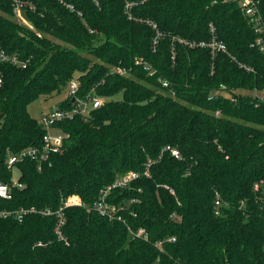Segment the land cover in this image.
<instances>
[{
    "label": "trees",
    "instance_id": "16d2710c",
    "mask_svg": "<svg viewBox=\"0 0 264 264\" xmlns=\"http://www.w3.org/2000/svg\"><path fill=\"white\" fill-rule=\"evenodd\" d=\"M26 1L29 25L0 0V46L24 63L0 64L1 180L8 152L42 143L29 103L71 78L75 98L57 108L90 93L102 103L54 124L67 136L49 164H16L22 186L1 207L55 210L73 193L84 205L64 208L63 238L54 214L0 217V264H264V97L252 94L264 92V52L237 0ZM210 24L224 52L198 45ZM131 171L108 193L115 216L96 211Z\"/></svg>",
    "mask_w": 264,
    "mask_h": 264
},
{
    "label": "built area",
    "instance_id": "2783aa9c",
    "mask_svg": "<svg viewBox=\"0 0 264 264\" xmlns=\"http://www.w3.org/2000/svg\"><path fill=\"white\" fill-rule=\"evenodd\" d=\"M12 4L13 17L18 21L20 16H24L25 11L33 10L35 8L34 4L26 0H10ZM238 6L243 14L251 16L254 23V31L257 33L254 44L264 52V25L261 23V18L258 15L256 8L255 0H237ZM19 22V21H18ZM20 23V22H19ZM22 24V23H21ZM30 27V26H29ZM209 30L211 35L210 40L201 41L198 45L203 47H208L212 54L215 52L221 51L224 52L226 47L224 43L218 40L214 35V27L210 24ZM9 61L13 64H18L24 66V63L21 62L15 54H9L5 51L4 48L0 46V64L2 62ZM137 62V61H136ZM117 70V69H116ZM118 71V70H117ZM119 72V71H118ZM153 71L150 72V74ZM2 83V73L0 69V85ZM163 85H166V82H163ZM78 83L75 78H71L67 84V95H73L76 92ZM102 103V99L93 95V93L88 94L85 98H76L74 105L69 109H59L53 108L51 110L41 112L39 122L42 124L45 129V133L42 136V143L40 146L26 147L22 148L17 152H8L5 157V168L10 171V178L8 181L1 180V171H0V203L1 200H8L12 196V189L14 187H21L22 184L18 181L19 169L16 166L17 163L23 161L24 159L34 160L37 164V168L41 169L43 164H49V157L51 153L58 152L61 149L64 138L67 134H64L59 129L54 127V124L58 121L71 118L73 114L80 113L85 115L90 109L97 107ZM165 149H169L170 153L175 157H180V153L176 148H171L169 145L165 146ZM14 169L18 173L14 174ZM146 173V172H145ZM137 176V173L131 171L127 174L116 178L111 184L106 185L103 189L100 190V194L97 199L93 201L92 207L98 211L100 214L105 215L109 219L115 216L117 210L116 207L111 206L107 201L108 193L112 188L123 187L125 186L130 179ZM72 205H84L80 197L77 194H71L65 197L60 206L53 210L48 207L46 208H37L35 206H18L14 208L1 207L0 205V217H12L18 221L22 220L29 213H40L43 215H52L54 214L57 217L55 233L59 238H63L61 235V226L64 223L63 210L65 207ZM221 206V201L219 198H216L213 203V211L215 215L220 214L219 207ZM121 207V206H119ZM117 219L122 220L119 215L116 216ZM137 235L143 234L146 237V233L143 232V229L139 228L137 230ZM174 237L168 238V240H173ZM161 241L157 242V245H160ZM40 244V243H39Z\"/></svg>",
    "mask_w": 264,
    "mask_h": 264
},
{
    "label": "rangeland",
    "instance_id": "374dc122",
    "mask_svg": "<svg viewBox=\"0 0 264 264\" xmlns=\"http://www.w3.org/2000/svg\"><path fill=\"white\" fill-rule=\"evenodd\" d=\"M18 21L24 25H29L24 16H20ZM118 70L120 73H125L124 70L120 67L114 68V70ZM67 86L61 88V90L57 93L52 94L51 96H39L37 99L33 100L28 104L27 110L31 116L39 120L41 112L51 110L57 107L58 101L63 99L67 95ZM256 94L257 96L264 97V92H256L252 91V94ZM115 97H119L117 94ZM18 173L17 170L14 169V174Z\"/></svg>",
    "mask_w": 264,
    "mask_h": 264
}]
</instances>
